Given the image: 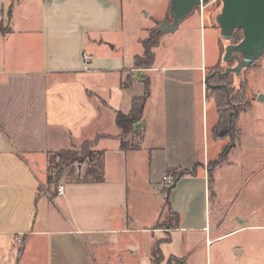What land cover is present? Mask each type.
Wrapping results in <instances>:
<instances>
[{
	"label": "crops",
	"instance_id": "obj_1",
	"mask_svg": "<svg viewBox=\"0 0 264 264\" xmlns=\"http://www.w3.org/2000/svg\"><path fill=\"white\" fill-rule=\"evenodd\" d=\"M127 1L0 0V21L9 27L0 35V264H188L203 249L208 264L213 243L248 228L220 233V218L211 216L219 186L215 179L211 195L203 170L179 180L167 209V170H194L208 157L204 67L196 75L164 71L160 101L150 91L142 120L123 139L136 138L138 149L121 148L117 113H130L145 93L131 90L146 81L119 51ZM148 104L158 110L151 107L149 118ZM96 140L104 181H85L84 165L66 182L49 181L54 155ZM135 162L147 167L143 185ZM235 253V260L245 254Z\"/></svg>",
	"mask_w": 264,
	"mask_h": 264
},
{
	"label": "rangeland",
	"instance_id": "obj_2",
	"mask_svg": "<svg viewBox=\"0 0 264 264\" xmlns=\"http://www.w3.org/2000/svg\"><path fill=\"white\" fill-rule=\"evenodd\" d=\"M170 2L171 0L125 2L122 23L124 32L118 37L121 39L118 42L121 46L119 51L123 53L127 67L132 65L134 56H143L142 41L148 38L154 24L167 21V17L163 15ZM20 9L22 7L19 8V12ZM221 9V1L212 0L201 9L196 8L175 33H164L160 47L153 50L154 69L150 72L140 70L138 79L145 81L149 78L152 99L160 101L164 71H183L180 76L191 71L192 75H196V71L205 68L200 72L199 79L207 99L205 150L208 157L204 162L197 163L195 170H203L207 173L212 169L214 181L216 179V185L219 186V198L211 200V216L213 220L220 218V233L248 227L213 243L208 250V264H264V228L251 227L264 226V103L258 101L259 95H264V55L254 65L244 70L241 76L230 74L225 80L215 77L210 84L219 87L215 90L206 87L205 77L214 71L224 72L233 65L223 62L225 49L231 42L223 41L220 37L216 16ZM8 31V24L0 21V35ZM130 73L128 72L127 75V83L134 80ZM145 88V83L135 84L131 92L144 93ZM227 95L231 104L226 102ZM148 106L149 118L152 110H158L154 105L151 106L152 110L149 104ZM230 122H232V132L220 138L218 136L220 132L228 131L231 127ZM218 124L220 128L215 134L214 129ZM201 136L202 133L199 136V140L201 139L199 152L203 155ZM126 138L128 136H125L124 140ZM136 141L135 138L131 140L133 143L129 141L128 143L132 145L136 144ZM230 145L232 146L230 151L222 158L223 149ZM86 167L84 164L83 171ZM133 167L140 177L139 185H143L142 180L146 178L147 167L144 164L139 165L138 162H135ZM53 168L54 166L51 167V172ZM170 170L177 173L185 171L178 168ZM68 173L70 169L65 170L61 180L66 182ZM166 174L173 176V173ZM158 188H156L158 194L152 200L157 205L163 201V194ZM236 248L245 252L239 260H235ZM203 255L204 249L199 250L195 255L192 254L188 264H203ZM179 262L176 258L158 259L159 264H180Z\"/></svg>",
	"mask_w": 264,
	"mask_h": 264
},
{
	"label": "water",
	"instance_id": "obj_3",
	"mask_svg": "<svg viewBox=\"0 0 264 264\" xmlns=\"http://www.w3.org/2000/svg\"><path fill=\"white\" fill-rule=\"evenodd\" d=\"M212 0H171L170 21L157 22L158 30L164 33H175L181 24L190 17L196 8L201 9ZM222 9L216 16L223 41L230 42L237 31L243 38L237 44H229L225 49L223 62H235L234 67L224 72H213L204 79V84L210 90L217 87L209 81L218 76L225 78L230 74L241 76L244 70L250 68L264 55V0H220ZM258 101L264 103V95H259Z\"/></svg>",
	"mask_w": 264,
	"mask_h": 264
},
{
	"label": "trees",
	"instance_id": "obj_4",
	"mask_svg": "<svg viewBox=\"0 0 264 264\" xmlns=\"http://www.w3.org/2000/svg\"><path fill=\"white\" fill-rule=\"evenodd\" d=\"M12 9V7L10 8V10ZM169 11H170V5L168 8V12H167V21L171 22L170 16H169ZM163 34L158 30V25H156L155 28H153L150 32H149V36L147 39L142 41V45L144 48V53L143 56H136L134 58L135 61V68L137 70H149L151 68H153L154 64H155V53H154V49L160 47L161 45V38H162ZM243 38L242 32L239 30L235 33L234 37L232 38V40L230 41L231 44H237L239 43ZM218 77V76H217ZM220 80H225V78H220L218 77ZM149 84L150 81L149 79H147L145 81V93L143 96L141 97H137L134 98L133 100V105H132V109L130 111V113L128 115H124L120 112L117 113V117H116V123L117 126L119 127V129L121 130V135L119 136V139L122 140L121 141V148L123 149V151H128V150H137L138 149V145L136 144H132L129 145L128 143H125L123 141L125 136H128L129 134H131L133 132V126L137 123H139L142 118H143V109H144V104L145 101L147 100V98L150 95V89H149ZM226 102H228L227 97H226ZM231 126V127H230ZM230 128L228 129V131H223L220 132V134L218 135L220 138H224L225 136L229 135L232 132V122H230ZM220 128V124H218L215 129L214 132L216 134L217 129ZM96 141L93 142H86L84 143V145L79 148V149H74L71 151H62L56 155L53 156L54 159V172L49 176V181L58 185L60 180L62 179V176L65 172L66 169H70V174L74 177V175L76 174V171L78 170V166H82L84 164H87V169L85 170V177L84 180L85 181H95V182H102L104 181V165H105V159H104V154L103 153H99L93 150V148L95 147ZM231 145L227 146L223 149V152L221 154V157L224 158L226 154H228V152L231 149ZM52 159V160H53ZM76 166V168H75ZM181 170V169H179ZM196 170H192V171H180L179 173L174 172L170 169L167 170L166 173L172 174L168 175L171 176L173 179V183L172 185L169 186V188L167 189V209L169 211H172L171 205H170V193L171 191L175 188L176 184L179 182V180L182 177L185 176H195ZM176 174V175H175ZM208 182L210 185V192L211 195H213V183H214V176H213V171L212 169H209L208 172ZM174 217L176 218V221L174 222L175 227L179 225V220L180 217L178 214H174ZM156 264H159L158 262L155 261Z\"/></svg>",
	"mask_w": 264,
	"mask_h": 264
},
{
	"label": "built area",
	"instance_id": "obj_5",
	"mask_svg": "<svg viewBox=\"0 0 264 264\" xmlns=\"http://www.w3.org/2000/svg\"><path fill=\"white\" fill-rule=\"evenodd\" d=\"M84 57H85V59H86L87 62H90V58L87 55H85ZM163 181L168 186L172 185V183H173L172 177L171 176H168L167 174L164 175ZM63 189H64L63 186L59 187L58 192L61 193L63 191ZM17 242H18V244H21L22 243V239H18Z\"/></svg>",
	"mask_w": 264,
	"mask_h": 264
},
{
	"label": "flooded vegetation",
	"instance_id": "obj_6",
	"mask_svg": "<svg viewBox=\"0 0 264 264\" xmlns=\"http://www.w3.org/2000/svg\"><path fill=\"white\" fill-rule=\"evenodd\" d=\"M229 63H232L233 65H232V66H229L228 68H230V67H234V66L236 65L235 62H229ZM229 63H227V64H229ZM214 72H216V71H214ZM210 75H211V74H210ZM208 76H209V75H208ZM208 76H207V77H208ZM215 77H217V76H215ZM215 77H214V78H215ZM205 78H206V77H205ZM214 78H212L211 80H213ZM211 80H210V81H211ZM210 81H209V83H210ZM218 87H219V86H218ZM218 87H217V88H218ZM217 88H216V89H217ZM214 90H215V89H214ZM225 90H227L226 87H225ZM227 100H228V103L231 104L229 95H227Z\"/></svg>",
	"mask_w": 264,
	"mask_h": 264
}]
</instances>
